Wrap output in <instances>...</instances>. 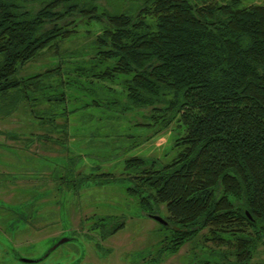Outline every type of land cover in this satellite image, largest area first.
Segmentation results:
<instances>
[{
    "label": "trees",
    "instance_id": "1",
    "mask_svg": "<svg viewBox=\"0 0 264 264\" xmlns=\"http://www.w3.org/2000/svg\"><path fill=\"white\" fill-rule=\"evenodd\" d=\"M78 35L93 36L82 44L86 61L83 52L58 51ZM45 50L57 55L56 65L17 75ZM71 70L94 85L88 104L100 106L106 88L118 111L145 116L137 124L155 125L154 132L173 121L183 126L168 161L132 155L123 165L132 180L126 191L144 213L163 204V218L175 225L159 237L165 249L205 229L204 239L231 243L224 255L247 264L264 244V0H0L1 111L21 99L30 105L35 91L50 85L44 80ZM82 154L66 156L62 175L51 161L55 192L59 179L78 192L112 177L95 167L74 173ZM91 217L94 227L108 225L103 234L123 224L109 214Z\"/></svg>",
    "mask_w": 264,
    "mask_h": 264
},
{
    "label": "rangeland",
    "instance_id": "2",
    "mask_svg": "<svg viewBox=\"0 0 264 264\" xmlns=\"http://www.w3.org/2000/svg\"><path fill=\"white\" fill-rule=\"evenodd\" d=\"M88 37L78 35L62 40L58 51L64 56L71 53L68 51L70 49L75 50L73 56L83 52L79 57L86 61L87 57L84 56L86 47L82 44L83 41L89 40ZM56 64L57 55L51 50H45L27 60L19 68L17 75L33 74ZM69 65L73 67L74 61L70 60ZM43 82L45 85L50 84V87L35 91L36 94L33 96H37L38 99L35 100L31 96L29 100L33 103L30 105L28 101L21 99L9 113L5 114L0 110V156H2L0 170L10 168L2 162L4 159L14 162L19 158L15 164L21 167L36 164L33 159L21 160L24 155L32 157V153L20 150L14 152L6 148V141L9 139L7 140L8 136L4 132L7 129H14L31 137L30 149L45 158L43 161L45 176L33 177L31 181L26 180L30 177L25 179L16 177L19 178L16 183L13 182L15 177L10 175L0 177V264H33L20 262L14 255L18 253L22 257L31 258L47 246L52 238L63 236L72 227L83 226L86 230L93 220L92 215L106 214L121 218L123 224L103 239L102 245H98L94 250L86 246L87 238L79 231V238L64 241L57 246L59 264L73 262L81 255L86 256V250L88 258L96 260L97 257L96 261H92L94 264H228L218 259L214 247L228 249L232 248V244L225 242L217 245L211 240L204 239L202 233H206L205 229L184 242L176 252L168 256L164 254L165 257L161 261L162 254L156 253L150 246L160 236L168 234V230L144 213L137 203L136 194L126 191L132 180L128 177L129 171L123 167L124 159L137 155L155 158L159 163L168 161L176 151L173 142L183 131L181 124L173 121L169 127L159 132H154L155 125L137 124L143 121L145 116L141 112L118 111L116 106L109 104L111 96L106 88L99 94L103 100L100 106L88 104L95 98L91 90L94 85L87 84L82 75L76 76L72 70L51 75ZM57 82L62 84L57 85ZM49 94L55 98L45 99L44 96ZM30 108L33 112H29ZM64 122L67 125L65 137L60 126ZM85 128L88 129V133ZM38 135H41L39 139ZM57 137H61L63 145L54 141ZM145 137L148 138L134 144ZM72 153H83L75 164L74 173L88 172L95 167V171L110 172L112 177L101 184L89 182L78 192L66 188L59 179L55 192L52 185L55 178L49 175L51 161L57 162V175H62L64 168L61 165L66 156ZM43 162L40 161L41 164ZM34 212L36 216H30V213ZM156 214L161 217L167 214L163 204H159ZM21 226H25V229L31 232L23 238L14 236L10 229ZM48 231H56L57 234L51 237L43 236ZM72 246H76V249L73 250ZM227 255L230 256L228 253ZM250 263L264 264L262 244L256 246ZM81 264L92 263L86 258Z\"/></svg>",
    "mask_w": 264,
    "mask_h": 264
},
{
    "label": "flooded vegetation",
    "instance_id": "3",
    "mask_svg": "<svg viewBox=\"0 0 264 264\" xmlns=\"http://www.w3.org/2000/svg\"><path fill=\"white\" fill-rule=\"evenodd\" d=\"M33 198H36L37 199V197H33ZM31 215L36 216V213L35 212L34 213H30V216ZM23 217H25V215ZM159 224L160 225H163V226H166L167 227V230H168V233L170 232L171 229H173L175 227V225H173V224H166V225L161 224V223H159ZM105 228H108V225H97L96 227H94L93 224L90 223L87 226V229L86 230L83 229V226H80L79 228L72 227V228H70V231H68V233L64 234L63 236L67 237V240H65V241H73V240H76L77 238H79L78 232L81 231V232H83V235H85L86 238H87V244H86V246L87 247H90V248H92V250H94L95 248L98 247V245H102L101 244V241H103V239H105L107 236L110 235V234H103L104 233L103 230H105ZM10 231H12V234L14 236H21L22 238L24 236H26L28 233L31 232V231L26 230L25 229V226H21V227H18V228L16 227V228L10 229ZM2 232L4 233L5 230H2ZM55 234H57L56 231H54V232L48 231L43 236L48 235L49 237H51L52 235H55ZM60 236H62V235H59L58 237L56 236V237L52 238V240L50 241V243L47 246H45L44 248L40 249L37 252V254H35L33 257L28 258V259H31L29 261L28 260H22V258H25V257L20 256L18 253H16L14 256H15V258L18 261L25 262V263H33V264H59L58 263L57 246L60 243L59 244H56L53 247H51V246L55 243V241L57 240V238H59ZM164 243L165 242H163L162 240H159V238H158V239L155 240V243L152 246H150V248H153L154 249V250L152 249L153 251H155L156 253L162 254L161 261L163 260V258L165 256H168V255L176 252L179 249V247L184 242L182 244H180L177 247V249L172 250V251L171 250L169 251V249H165V247H168V246H165ZM81 244H82V246L84 248V243L82 242ZM166 245H169V244L167 243ZM217 245H219V244H217ZM262 245L264 246V244H262ZM75 247L76 246H72L71 248L73 250H75L76 249ZM87 247H86V249H87ZM214 248H215V251H216V255L219 257L218 259L221 260L222 262H225V263H228V264H238L239 263L238 261H236L234 259L233 256H231V255L230 256H228V255L225 256L224 255V252H228V249H224L223 247H220V246H215ZM11 250L13 252H15L14 249H11ZM84 250H85V248H84ZM84 250H83V253H84ZM164 251H165V253H164ZM86 252H87V255L86 256L85 255H81V256L75 258L73 262L63 263V264H81L82 263V260L83 259H86V258L89 259V260H91V263L94 264L92 261H96L97 260V257H96V260L95 259L92 260V259L88 258L89 255H88V251L87 250H86ZM164 254H166V255L164 256ZM247 264H251L250 263V260H249V262Z\"/></svg>",
    "mask_w": 264,
    "mask_h": 264
},
{
    "label": "crops",
    "instance_id": "4",
    "mask_svg": "<svg viewBox=\"0 0 264 264\" xmlns=\"http://www.w3.org/2000/svg\"><path fill=\"white\" fill-rule=\"evenodd\" d=\"M4 133H6V136H8L7 140L9 139V141H6L7 142L6 148L7 149H11L14 152H17L18 150H20L21 152L27 151L29 153H32V157L29 158V155L28 156L24 155L21 158V160L26 159L25 161H28L30 159H33L36 162V164L32 165V166H28V167L27 166L21 167L20 165L15 164L16 162L19 161V158H17L14 162L11 160L7 161L4 159L2 162L6 163V166L10 167V168H6V169L2 168V170H0V177L5 178L8 175L15 177V178L19 177L21 179H25V178L30 177L29 179H26V180L31 181V179H33V177L45 175V172H44L45 163L43 162V161H45V158L42 157L41 155H39L37 152L30 149L31 146L29 143L32 141L31 137H28L27 134H20L19 131L16 132V130H14V129H7V130H5ZM18 135H21V137ZM40 136L41 135H38L37 138L39 139ZM36 142L38 143V145L40 144L38 142V140ZM0 157H2V156H0ZM41 159H43V160H41ZM40 161H42L43 164H41ZM15 178H14L13 182L16 183L19 178H16V179ZM32 181H35V180H32Z\"/></svg>",
    "mask_w": 264,
    "mask_h": 264
},
{
    "label": "water",
    "instance_id": "5",
    "mask_svg": "<svg viewBox=\"0 0 264 264\" xmlns=\"http://www.w3.org/2000/svg\"><path fill=\"white\" fill-rule=\"evenodd\" d=\"M147 215H148L149 217L155 219L156 221H158V222L161 223V224H164V225L167 224V221H166L163 217H161L160 215H158V214H156V213H147ZM65 240H67V237H65V236H60V237L55 241V243H54L51 247H53V246H55L56 244H59V243L65 241ZM22 260H28V261H29V260H31V259H28V258H22Z\"/></svg>",
    "mask_w": 264,
    "mask_h": 264
}]
</instances>
